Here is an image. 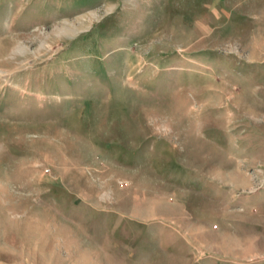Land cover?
I'll return each mask as SVG.
<instances>
[{"label":"rangeland","instance_id":"rangeland-1","mask_svg":"<svg viewBox=\"0 0 264 264\" xmlns=\"http://www.w3.org/2000/svg\"><path fill=\"white\" fill-rule=\"evenodd\" d=\"M263 10L0 0V264H264Z\"/></svg>","mask_w":264,"mask_h":264},{"label":"crops","instance_id":"crops-1","mask_svg":"<svg viewBox=\"0 0 264 264\" xmlns=\"http://www.w3.org/2000/svg\"><path fill=\"white\" fill-rule=\"evenodd\" d=\"M259 3L262 4V6H264V0H259ZM263 12V17H264V10ZM259 21V28H258V34H259V45H258V49H259V54L256 56H253L252 52L250 53V56L253 57H248L246 59V64L249 65L251 67V69H257L259 68L261 70V75L262 78L264 79V18H261L260 16H258Z\"/></svg>","mask_w":264,"mask_h":264}]
</instances>
